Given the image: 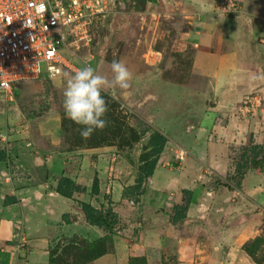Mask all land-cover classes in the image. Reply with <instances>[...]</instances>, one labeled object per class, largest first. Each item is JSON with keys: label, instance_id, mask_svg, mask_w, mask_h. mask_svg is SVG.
Wrapping results in <instances>:
<instances>
[{"label": "crops", "instance_id": "1", "mask_svg": "<svg viewBox=\"0 0 264 264\" xmlns=\"http://www.w3.org/2000/svg\"><path fill=\"white\" fill-rule=\"evenodd\" d=\"M194 1L196 24L184 33L195 46L193 86L163 81L176 98L184 96L192 104L185 115L170 111L158 122L165 133L175 129L185 135L190 156L169 161L166 145L154 174L144 182L141 194L134 192L137 197L132 201L125 189L135 184L137 173L109 176L108 153L101 151L95 162H89L77 151L51 150L45 158L24 153L11 157L7 147H0L8 150V158L0 161V260L12 264L20 254L27 264H49V247L63 236L92 242L111 234L112 249L90 264H129L135 257L163 264L169 255H176L181 264H258L244 245L264 233V174L249 170L241 188L224 183L231 145L244 144L246 135L253 133L255 142L264 146V21L250 17L247 5L241 16L232 18L208 13L206 5L213 0ZM253 93L261 95L263 104L250 113L243 107ZM172 116L177 119H169ZM155 117L162 118L160 113ZM6 121L0 105V125ZM126 162L123 170L133 173L134 162ZM63 175L87 191L75 193L74 199L63 197L55 191ZM95 175L99 194L92 195ZM184 189L195 192L196 202L182 222L173 224V208L183 204ZM7 196L17 202L4 205ZM79 201L97 208L111 206L120 219L115 231L81 218L62 222L64 213H77L74 205ZM22 236L29 251L26 258L14 244Z\"/></svg>", "mask_w": 264, "mask_h": 264}, {"label": "rangeland", "instance_id": "2", "mask_svg": "<svg viewBox=\"0 0 264 264\" xmlns=\"http://www.w3.org/2000/svg\"><path fill=\"white\" fill-rule=\"evenodd\" d=\"M219 1L213 0L206 5L205 9L208 13L236 18L243 14L247 5L252 13L250 17L264 21V0H241L239 10L234 13L218 12ZM151 2L150 0L117 1L108 14L92 17L86 25L87 38L73 43L70 46L71 50L67 51L73 62L81 67L90 64L98 74L105 75L109 79L112 77L111 63L114 60L123 62L132 73L131 86L127 90L117 88L114 97L108 92H102L108 107L103 117L107 121V126L103 130H96L90 138L84 139L80 135L84 126L75 124L66 116L63 108L66 80L63 73L71 72L64 71L62 75L53 79L42 77L39 80L19 83L15 87L13 102H5L0 96V105L7 120L5 124L0 125V132L4 131L5 133L2 134L8 136L5 141L0 136V147H7L11 157L13 155L18 157L24 153L26 156L37 155L45 158L51 150L77 151L89 162H95L103 151L104 154L108 153L109 163L105 167L109 176L114 177L115 174L124 173L129 176L138 174L142 162L140 156L146 148L151 132L160 129L158 122L167 119L165 116L170 111H174L175 115L177 112L179 115H185L192 104V101L186 102L184 96L176 98V93L173 91L170 93L163 81L181 87H191L195 80L193 72L195 46L193 38L184 37L186 35L184 33L194 29L196 24L198 16L196 1L168 0V3L167 1L160 3L153 0ZM253 96L260 98L259 106L254 109L256 111L261 108L263 101L261 95L257 93L248 96L246 101ZM165 107L168 109L165 110ZM161 109L164 113H161ZM158 113L162 118L155 117ZM172 117L169 119L176 118ZM140 128L151 130L145 136L138 138L135 132ZM166 135L169 139L167 143L169 161L173 158L178 159L176 152L180 153L181 150L184 151V159H187L190 153L186 147L185 135L175 129ZM36 151L40 153L37 154ZM240 153L238 146H233L229 152L230 162L234 163ZM128 157L134 162L133 173L124 171L128 168L129 162H126ZM126 174L124 176L128 177ZM131 187H126L125 193L134 201L137 196ZM21 230L15 225V231L21 232L22 235ZM114 231L113 229L112 232ZM110 237L111 234L107 237L108 242H111ZM21 239L23 240V236L19 241L15 240L14 244H17L18 252L24 254L26 258L29 251L27 244L19 245ZM85 240L88 241L85 238L83 240L82 236L73 235L63 236L55 241L49 247V264H90L91 261L85 262L90 251L94 254L101 248L106 250L108 246V243L106 245L102 242L92 251L84 245ZM109 248H112L111 243ZM248 249L253 252L257 262L264 264V233L259 239L251 241ZM15 252L17 254V251ZM176 257L169 255V260L163 264H181ZM26 260H23L19 254V259L12 264H27L28 259ZM0 264L6 263L0 260ZM132 264L148 263L144 257H139L134 259Z\"/></svg>", "mask_w": 264, "mask_h": 264}, {"label": "built area", "instance_id": "3", "mask_svg": "<svg viewBox=\"0 0 264 264\" xmlns=\"http://www.w3.org/2000/svg\"><path fill=\"white\" fill-rule=\"evenodd\" d=\"M119 0H0V96L15 99V87L46 76L56 78L65 70L82 68L67 51L87 38L86 25L95 16L108 14ZM241 0H220L218 12L234 13ZM260 98L253 96L243 108L254 111ZM0 132L3 141L8 136ZM184 151L178 153L179 161ZM25 240L19 245H24Z\"/></svg>", "mask_w": 264, "mask_h": 264}, {"label": "trees", "instance_id": "4", "mask_svg": "<svg viewBox=\"0 0 264 264\" xmlns=\"http://www.w3.org/2000/svg\"><path fill=\"white\" fill-rule=\"evenodd\" d=\"M65 71H69V70H65ZM45 77L46 76H43V78ZM150 130H151L150 128H144V129L140 128L135 132V134L136 136H138V138H141L145 136ZM133 140L135 141V138ZM168 141H169L168 136L164 131L160 129H154V131L151 132L146 144V148L140 156L142 162L141 165H139V170L135 179V184L131 187L133 191L136 192L137 194H141L143 192L144 182L154 174L160 156L165 146L167 145ZM233 146H238V149L240 150L241 153L237 158V160L234 161V163L230 162V170L228 171L225 177L226 182L224 184L226 186H229L230 188L233 186L235 188H241L242 180L244 179L245 175L249 170H254L257 173L264 174V146L260 143L255 142L253 133H248L246 135V142L244 144L231 145L230 150H232ZM7 158H8V150L6 148H0V161L6 160ZM127 159L130 160L129 157ZM55 191L60 195H62L63 197L74 199L75 193H84L87 191V188L86 186H83L75 182L71 177L63 175L58 178ZM182 192L184 195V202L183 204H176L174 206L173 215L171 216L170 219L173 224L182 222L187 216V212L190 204L196 202V196H194L195 193L194 191L184 189ZM90 194L92 195L99 194V179L97 175H95L93 179ZM16 202H17L16 197L7 196L6 199L4 200V205L7 206L9 204H14ZM111 203L112 201L109 200V204ZM74 209L77 211V213L74 212L64 213L62 215V222L70 224L73 222H77L81 218L84 222L93 226H97L100 229L110 233L114 229L115 225L118 223V216L113 211L111 206L108 208H104V207L97 208L89 202L79 201L77 205H74ZM107 237L108 235L92 242L85 240L84 245H86L88 249L92 251L95 250L94 248L97 246V244L103 242L107 245L108 243L106 250L104 248H101L100 250H97L96 253L94 252V254L90 251L89 256L85 262H89V261L92 262L96 258L100 257L101 255L105 254L106 252L112 249L109 248L110 243L112 246V237H110L111 242H108ZM259 238L260 237H256L251 241H254ZM251 241L247 242L244 245V249L254 259V261H256L253 252H251L248 249V244ZM137 258L139 257H135L131 259L129 264H132L134 259ZM50 261H51V257H50ZM257 263L261 264L259 262Z\"/></svg>", "mask_w": 264, "mask_h": 264}, {"label": "clouds", "instance_id": "5", "mask_svg": "<svg viewBox=\"0 0 264 264\" xmlns=\"http://www.w3.org/2000/svg\"><path fill=\"white\" fill-rule=\"evenodd\" d=\"M112 77L98 74L90 64L74 73H63L66 87L63 92V108L66 116L75 124L84 126L80 135L88 139L96 130H103L107 121L103 119L108 111L102 92L115 96L116 89L127 90L131 85L132 73L120 61L111 63Z\"/></svg>", "mask_w": 264, "mask_h": 264}]
</instances>
